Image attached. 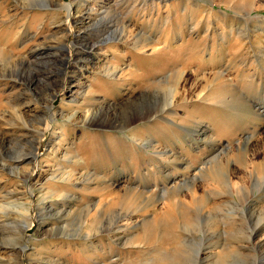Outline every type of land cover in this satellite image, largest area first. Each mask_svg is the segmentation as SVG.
<instances>
[{"label":"rangeland","instance_id":"374dc122","mask_svg":"<svg viewBox=\"0 0 264 264\" xmlns=\"http://www.w3.org/2000/svg\"><path fill=\"white\" fill-rule=\"evenodd\" d=\"M0 264H264V0H0Z\"/></svg>","mask_w":264,"mask_h":264},{"label":"bare ground","instance_id":"6f19581e","mask_svg":"<svg viewBox=\"0 0 264 264\" xmlns=\"http://www.w3.org/2000/svg\"><path fill=\"white\" fill-rule=\"evenodd\" d=\"M145 3V2H144ZM147 3V2H146ZM153 4V3H152ZM147 4H145L144 6H146ZM154 6V5H153ZM173 24V23H172ZM171 26V25H170ZM199 26V25H198ZM169 29V28H168ZM167 41V40H166ZM169 42V41H168ZM200 43H203V41H201ZM167 44V43H166ZM198 44H199V42H198ZM166 48V47H165ZM194 48V47H193ZM196 50V49H195ZM194 50V51H195ZM193 52V51H192ZM161 53V52H160ZM163 53V52H162ZM161 53V54H162ZM165 53V52H164ZM194 54V53H193ZM166 55V54H165ZM192 55V54H191ZM195 56V55H194ZM200 56V55H199ZM191 58V57H190ZM133 73H131V75H132ZM133 140H135V141H138V142H140V140L137 138V137H134L133 136ZM24 156H20V157H18V159H19V161H21L22 160V158H23ZM27 158V157H26ZM13 172H15V170L13 169ZM16 175V174H15ZM29 175V174H28ZM21 176V175H20Z\"/></svg>","mask_w":264,"mask_h":264}]
</instances>
